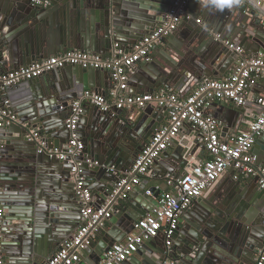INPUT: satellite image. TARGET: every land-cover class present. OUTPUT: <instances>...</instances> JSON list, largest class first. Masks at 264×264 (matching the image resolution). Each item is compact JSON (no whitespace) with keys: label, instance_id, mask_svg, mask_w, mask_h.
<instances>
[{"label":"water","instance_id":"1","mask_svg":"<svg viewBox=\"0 0 264 264\" xmlns=\"http://www.w3.org/2000/svg\"><path fill=\"white\" fill-rule=\"evenodd\" d=\"M48 2L43 6L32 0H0L2 68L15 70L74 49L107 56L116 43L128 51L163 21L171 0ZM249 5L247 0H236L231 7L220 10L203 6V0H193L187 6V10L194 12L191 20L201 18L204 27L192 24L187 31L169 35L165 46L154 47L160 49L158 59L155 64H140L143 79L135 92H154L164 87L183 95L191 84L224 74L237 59L235 51L225 45V39L236 42L245 52L264 56V16H259L255 8L250 10ZM96 75L104 76L108 82L106 70L66 65L6 89L10 95L15 89L26 87L12 104L17 120L0 128L5 264H42L85 223L70 175L71 163L39 152V143L29 140L27 134L30 128H38L41 141L47 146L66 150L70 140L65 126L68 102L86 90L104 95L106 87L92 84ZM184 81L186 88L182 87ZM218 104L232 111L226 110V115L233 118L221 128L222 136L229 126H244L250 120L246 105L214 102L212 106ZM114 111L111 115L85 104L77 125L83 143L77 159L94 206L100 207L111 199L109 208L114 204L119 207L112 208V216L81 251L77 264L97 263L111 245L122 241L134 223L148 213L147 203H155L160 193L156 187L147 189L143 182L126 199L119 198L121 188L114 191L122 179L129 180L134 158L161 126L168 109L149 105L125 116L123 110ZM215 118L221 119L220 115ZM181 135L171 140L155 160L153 171L156 165L165 169L159 176L153 174V179L182 174L197 145ZM252 154H258L256 164H264V133L256 139ZM219 179L213 184L216 190L211 196L204 195L205 202L197 197L179 218L173 242L177 264H253L264 244V189L259 188L258 176L243 182L233 180L224 188L218 184ZM160 244L158 238L145 241L121 264H162L166 256ZM152 252L153 258L148 256Z\"/></svg>","mask_w":264,"mask_h":264},{"label":"built area","instance_id":"2","mask_svg":"<svg viewBox=\"0 0 264 264\" xmlns=\"http://www.w3.org/2000/svg\"><path fill=\"white\" fill-rule=\"evenodd\" d=\"M189 0H171L163 21L153 30L138 39L126 51L119 44H114L107 56L81 50H68L30 65L15 70L2 68L0 58V93L8 87L39 77L42 73L62 68L66 65H79L84 68L106 70L109 73V86L104 95L94 90H86L79 97L68 102V115L65 126L70 131V140L66 150L52 148L41 141L38 128H30L27 137L39 143L38 151L55 156L71 163L70 175L74 191L80 201V215L85 219L76 234L64 239L58 251L50 255L42 264H77L81 251L88 246L91 238L112 216L113 209L108 205L96 207L91 192L86 185L81 162L77 159L83 150V143L77 131L82 108L85 104L93 105L107 114L114 110L131 111L144 109L149 105L168 109V119L152 134L149 141L139 151L131 164L129 180L122 179L119 198L126 199L143 177L149 176L156 159L181 132L185 125L189 127L190 141L203 147L207 158L195 160L194 153L187 159L182 174L167 175V189L160 191L155 199L156 207L137 220L133 228L120 242H115L103 254L97 263L121 264L129 259L141 245L150 239L163 235L164 254L162 264H177L173 257V242L177 233L179 218L204 190L214 183L227 169L237 171L234 179L258 176L260 189H264V164H256L253 146L256 139L264 133V97H254L251 86L264 77V56H248L244 50L227 40L225 45L235 51L237 59L230 72L222 78H205L196 83L192 91L179 95L172 89L145 93H128L129 73L141 61H149L154 47L176 31L183 20H190L187 10ZM264 10L262 0H248ZM37 5H47V0H32ZM264 20V18H263ZM200 23V18L195 20ZM219 37V36H218ZM254 100L263 106L245 127L234 133L229 140L221 137V122L206 114L214 102H227L236 106H245ZM17 120L12 105L8 100L0 101V128L11 125ZM26 125V123H24ZM3 140L0 138V149ZM111 170L113 168L111 167ZM147 194L149 192L147 191ZM5 210L0 200V264H5L3 251V216ZM253 264H264V244L257 251Z\"/></svg>","mask_w":264,"mask_h":264},{"label":"crops","instance_id":"3","mask_svg":"<svg viewBox=\"0 0 264 264\" xmlns=\"http://www.w3.org/2000/svg\"><path fill=\"white\" fill-rule=\"evenodd\" d=\"M262 1L264 2V0H262ZM247 2L249 4H251V5H249L250 6V10L255 8L256 10H258L257 14L259 16H264V10L262 9V7H258L256 4H254L253 2H250L248 0H247ZM192 3H193V0H189L187 6L189 7V5L192 4ZM188 12L190 14H192V15L194 14L193 10H191L190 8H188ZM192 24H198V25H200L202 27H204V25H205V23L203 21H201V20H200V23H197L196 21L192 22L191 19L190 20H184V21H182L180 23L178 29L176 31H174L171 35H173V34H175L177 32H180V31H187ZM220 33L222 34V36L224 35L223 32H220ZM215 37H216V39L219 38L217 35H215ZM230 42H231V40H230ZM165 43H166V41H164L161 44V46L162 47L165 46ZM232 43H236V42L232 41ZM236 45H239V44H236ZM159 54H160V49H154L153 52H152V55H151V59L148 62H151V64H155L154 62H156V59H158L157 55H159ZM244 54L248 55V56H255L253 53H249V52H244ZM143 62H145V61H141V62L137 63L135 65V67L132 68V70L129 73L128 90H127L128 93H136L135 91H139V88H138L139 81H141L143 79V75L139 73L141 71L140 64L143 63ZM233 65L228 70H226L224 74H220L217 77H213V78H222V77L226 76L230 72V70L232 69ZM151 66H153V65H151ZM92 84L93 85H98L100 87L102 86L103 88L106 87L105 90H107L108 86H109V79H108V82H107V80L104 78V76H102V75L101 76H99V75L97 76L96 75V76L92 77ZM131 84H133V86H131ZM186 85H187V82H185V81L182 82V87L184 86L186 88L187 87ZM195 86H196V84H194V86L191 84L190 88H187V90H186V91H188L187 94L190 93ZM25 89H26V87L24 89H15L16 91L13 94H10V95L8 94V91L5 90L4 92L0 93V101L8 100L10 102V104L12 105L14 103V99L16 97H19V94H22L23 93L22 90H25ZM164 89H167V88L162 87V88L157 89L155 91H161V90H164ZM251 93L253 94L254 97H260V96L264 97V77L258 79L251 86ZM183 95H186V94H183ZM227 104L231 105L232 103H227ZM246 106H247L248 110L250 109L249 110L250 115H251L250 120L257 112H259L263 108L262 105L256 103L254 100L248 101ZM226 110L228 112L232 113V111H230L227 108L222 107L220 104H218L217 106H211L210 108H208L206 110V114H208L209 116H212V117H216L217 115H220L221 119L219 121L221 122V128H222V127L225 126V124L227 122L231 123L232 120H233V118L231 117L232 115H226V112H227ZM127 114H129V111H125L124 110L123 113H122V116H125ZM167 119H168V114L164 118L162 124H165L167 122ZM244 127H245V125L243 126L242 124H238L236 126L234 125V127L233 126H229L228 130H226V132L223 134V136L221 135V137H222L223 140L227 141V140L230 139V137L234 133L238 132L239 130L243 129ZM188 133H189V127H188V125H185L182 128L181 132L174 139H176V140L179 139L180 138L179 136H182L181 134H183L184 136H183V138L182 137L181 138L190 141ZM259 152H261L263 154V150H261V148L259 149ZM259 152H256V153H259ZM193 156H195V158H194L195 160H198V159L201 160V159L207 158L208 154H207V151L203 147H201V148L195 150V153H194ZM254 156H255V159L257 161L258 154H254ZM171 161L173 162V160H171ZM165 163L171 165V162H169V161H164V164ZM153 167H154V165H153ZM155 167H156V169L154 171L151 169L150 175L146 176V177H143L141 179V182L147 183V187H146L147 189L150 188V187H156L160 191H164V190H166L168 188L167 185L165 184V180H155V179H153V174H155V176L161 175V173L163 172L165 167L163 165H156ZM223 173L224 174H222V176L219 177L220 179L218 178L219 179L218 180V184H222L221 188L228 187L229 184H232L233 180L236 181V179H234V174H236L237 171H234L232 169H227ZM245 179H247V178L239 177L237 180H241L240 182H243ZM213 184L214 183H212L209 187H207L204 190L203 194L200 196L201 202H205V199L203 198L204 195L211 196L213 191L216 190L215 187H213ZM110 203H111V199H108L105 202V205L109 206ZM147 206H148V213H151V212H153L154 208L156 207V202L155 203H150V204L147 203ZM192 206H193V204L190 206V208ZM113 207L119 208L117 204H114L112 206V208ZM158 240L161 242L160 246L164 247L163 246V235L162 234H160V236H158ZM152 254H153V252L151 254L148 253V256L153 258Z\"/></svg>","mask_w":264,"mask_h":264},{"label":"clouds","instance_id":"4","mask_svg":"<svg viewBox=\"0 0 264 264\" xmlns=\"http://www.w3.org/2000/svg\"><path fill=\"white\" fill-rule=\"evenodd\" d=\"M235 2L236 0H203V6L207 7L211 5L214 8L222 10L225 7H231Z\"/></svg>","mask_w":264,"mask_h":264}]
</instances>
